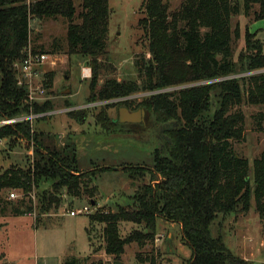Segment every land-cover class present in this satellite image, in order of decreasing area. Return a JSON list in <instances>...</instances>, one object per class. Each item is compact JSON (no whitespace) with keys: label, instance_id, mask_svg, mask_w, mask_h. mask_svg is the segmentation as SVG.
I'll return each mask as SVG.
<instances>
[{"label":"trees","instance_id":"obj_1","mask_svg":"<svg viewBox=\"0 0 264 264\" xmlns=\"http://www.w3.org/2000/svg\"><path fill=\"white\" fill-rule=\"evenodd\" d=\"M80 1L78 14L76 0H0V119L56 110L51 101L30 103L27 89L18 85L15 64L26 59L30 48L34 54L42 53L32 46L33 20L64 19L68 23L67 53L91 58L88 104L130 97L139 90L181 89L153 95L137 106L165 125L166 139L154 149L153 169L139 166L126 170L134 182L146 175L152 181L160 176L162 181L155 187L142 185L117 212L89 215L91 229L103 225L101 247L105 253L119 260L129 244L143 247L154 242L157 221L164 219L182 227L183 240L192 250L189 264H250L233 254L222 237H213L210 228L219 215L250 212L253 199L256 212L264 217V151L254 160L253 190L249 161L234 148L235 142L246 138L242 105L264 108V42L247 28V54L239 63L235 61L233 43L238 33L232 29V19L238 11L232 0H185L173 13L168 0H144L145 17L140 25L152 59L142 70V84L108 80L99 87L105 68L99 57L107 46L110 0ZM254 6H259L256 21L264 20V0H244L245 14ZM57 47L54 42L53 48ZM213 90H219V108L207 122L204 115L211 107ZM118 105L137 108L129 101ZM73 106L68 101L65 108ZM87 111L67 115L80 123L87 118ZM51 118L40 119L34 126ZM260 119L261 126L264 114ZM96 120L106 130H113V119L107 112ZM47 135L44 138L43 133L33 131L29 122L0 129V138H6L11 148L18 141L33 143L36 157L26 168L11 165L0 171V215L32 212L33 201L26 199L46 183L52 187L43 193L41 214L60 207L63 190L78 199L88 195L93 200L97 195V187L90 188L97 173L78 171L76 146L69 142L60 146L54 136ZM13 190L21 191L24 197L11 206L4 192ZM40 221L37 219V224ZM124 223L142 226L143 231L124 239L119 235V226ZM137 258L141 264H157L154 255Z\"/></svg>","mask_w":264,"mask_h":264},{"label":"rangeland","instance_id":"obj_2","mask_svg":"<svg viewBox=\"0 0 264 264\" xmlns=\"http://www.w3.org/2000/svg\"><path fill=\"white\" fill-rule=\"evenodd\" d=\"M185 0H168L170 12L178 11ZM144 0H110L111 17L109 22V34L107 46L99 63L105 68L101 71L99 87L108 80L118 82H136L142 84L145 74L142 70L152 59L148 50V41L140 25L145 17L143 11ZM238 11L232 19V29L237 31L234 37V59L237 63L242 61L245 50V31L257 33L258 38L264 42V20L256 21L259 6H254L249 15L244 11V0H232ZM80 0H76L78 14ZM33 29H38L40 34L35 35L32 31V46L37 51L50 56L48 62L42 67L44 75L38 81L44 80L46 97L41 104L51 101L53 107L61 110L68 105V101L74 107H84L89 102V86L93 77L91 58L78 55L71 56L67 53V27L64 19L46 20L42 23L33 20ZM56 42L58 47L53 48ZM55 62L53 65L52 62ZM91 69V78L85 80L83 69ZM238 69L241 66L238 65ZM1 78V76H0ZM48 83V85H47ZM70 92L67 94V90ZM180 88H169V93H175ZM163 91V90H160ZM166 93V92H165ZM159 94L156 91L139 90L129 101L132 108L137 107L151 96ZM46 99V100H45ZM211 107L204 118L211 121L219 108V90H213L210 97ZM120 103V102H119ZM114 102L98 101L95 106L89 107L87 120L79 123L61 112L54 115L49 121H42L32 128L36 132L47 134L57 139L58 145L64 146L67 142L77 148L78 171L94 172L97 175L91 182V187H97V195L93 198L97 211L94 213L117 212L129 198L133 197L137 190L144 184L156 186L162 181L160 176L152 181L150 175L134 182L126 168L145 167L153 169L154 149L161 147L159 144L150 145L139 141H133L129 136H121L110 133L112 129H105L97 123V117L107 112L111 119H117L118 108L121 105ZM88 108V109H89ZM241 110L245 114V141L234 143L236 152L249 161V179L254 190V160L264 151V120L261 123L260 115L264 114V108L244 103ZM82 122V120H80ZM116 137V138H115ZM131 139V140H130ZM146 139V138H145ZM166 139V137H165ZM8 141V140H7ZM44 141H48L44 139ZM43 141V142H44ZM8 141L0 147V160L6 165L26 168L35 160L34 145L18 143L11 148ZM33 152V154H31ZM5 165V164H4ZM3 166L0 171H3ZM52 185L46 183L40 188L33 190L32 199L34 213L41 214L43 193L50 191ZM10 192H15L17 198L9 199ZM6 200L17 205L24 195L21 191L4 192ZM61 205L49 212L48 216L41 219L37 228H27L26 231H14L10 233V246L13 255L9 258L10 264H141L138 255L146 258L154 255L157 264H189L192 256L191 248L182 240L183 232L179 224L168 222L164 219L157 221V235L154 242H148L141 247L136 243L129 244L119 260L108 256L103 246V225L96 224L91 229L89 215L72 217L68 212L85 206L92 207V199L88 195L82 198H73L63 190ZM35 213V215H36ZM11 214L0 215V218H10ZM213 237H222L227 247L236 256L248 261L250 264H264V217L256 212L255 200H252V209L246 214L236 213L231 215H219L211 225ZM136 231H143L142 226L131 223L120 224L119 235L127 238ZM172 239L169 240V235ZM162 239L157 243V238ZM175 240V242H174ZM97 249H101L97 251ZM148 264V263H143Z\"/></svg>","mask_w":264,"mask_h":264},{"label":"built area","instance_id":"obj_3","mask_svg":"<svg viewBox=\"0 0 264 264\" xmlns=\"http://www.w3.org/2000/svg\"><path fill=\"white\" fill-rule=\"evenodd\" d=\"M50 56L45 54V53H36L34 54L31 48L28 50V55L26 59H24L21 62H18L15 64V69L17 71V80H18V85L20 87H24L27 89L28 94H29V101L32 104L39 103L43 100V98L46 97V88L44 86V79L43 81H38L41 75L43 74L42 67L48 62ZM52 64L54 65L55 62L53 61ZM83 77L85 80H88L91 78V69L90 68H84L83 69ZM239 77V76H236ZM224 79H221L222 81ZM210 82H206L204 84H209ZM203 84V83H202ZM169 92V89L159 91V93H165ZM133 98V95L130 97L126 98H121V99H116L113 100L114 102H123L127 101ZM46 100V99H45ZM111 102V101H110ZM108 103V102H107ZM91 106H95L94 103L88 104L87 106L84 107H70V108H63V111L59 110H54L51 112L47 113H40V114H34V113H29V114H24L21 116L13 117V118H2L0 119V129L4 127H9V126H14L18 123H25L29 122L31 126H34L35 122H37L40 119L46 118V117H53L56 114H59L61 112H65V114H68L73 111H79V110H91L93 108H89ZM89 108V109H88ZM34 131V129H33ZM6 138H0V147L4 146L7 143ZM33 144V143H32ZM34 147V146H33ZM32 147V148H33ZM33 154V152H31ZM32 193L30 194V196ZM18 196L15 194V192H10L9 199L13 200L17 198ZM94 210L97 211V208L95 206L92 207H82L78 208L74 211L68 212L69 215L72 217L76 216H81V215H91L94 214ZM35 215V213H33ZM36 216V215H35ZM162 239L161 236L157 238V243L160 242Z\"/></svg>","mask_w":264,"mask_h":264},{"label":"flooded vegetation","instance_id":"obj_4","mask_svg":"<svg viewBox=\"0 0 264 264\" xmlns=\"http://www.w3.org/2000/svg\"><path fill=\"white\" fill-rule=\"evenodd\" d=\"M121 108L122 107L118 108L117 119H113V130L110 132L113 134V137L118 134L121 136H129L133 141H139L150 145H154L155 142L159 144L165 141V125L159 124L151 112L147 109L137 107L134 110H130L131 113L137 115L135 121L120 123L119 111ZM86 120L87 118L80 123H84Z\"/></svg>","mask_w":264,"mask_h":264},{"label":"crops","instance_id":"obj_5","mask_svg":"<svg viewBox=\"0 0 264 264\" xmlns=\"http://www.w3.org/2000/svg\"><path fill=\"white\" fill-rule=\"evenodd\" d=\"M31 23H30V26H31ZM31 29L35 35H38V33H40L38 29H33L32 27ZM11 165H14V164H11ZM11 165H6L5 161L0 160V167L3 166L4 169L10 167ZM81 172L83 171L81 170ZM32 195H33V192H32ZM91 202L95 206V202L93 200ZM33 213H34V210L32 212L22 214V215H13L10 218L9 217L0 218V264H10L8 260L11 257V255H13V252H10L8 249V247L10 246L9 244L10 243V237H9L10 233H12L13 230L14 231H18V230L26 231L27 228H37V219L41 220L45 216L49 215V213H44V214L38 213L37 214L35 212L36 213V216H35L33 215ZM89 224H90V221H89ZM181 230H182V227H181ZM170 238H172V236ZM182 240H183V236H182Z\"/></svg>","mask_w":264,"mask_h":264},{"label":"water","instance_id":"obj_6","mask_svg":"<svg viewBox=\"0 0 264 264\" xmlns=\"http://www.w3.org/2000/svg\"><path fill=\"white\" fill-rule=\"evenodd\" d=\"M69 92H70V90L68 89L66 93L68 94ZM119 115H120V117H119V122L120 123L133 122V121H135V117L137 116L136 114L131 113L130 110L128 108H126V107H122L120 109ZM171 236L172 235L170 234L169 240L172 239V238H170ZM69 264H75V262H71ZM114 264H123V263L115 262Z\"/></svg>","mask_w":264,"mask_h":264}]
</instances>
